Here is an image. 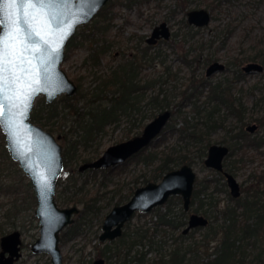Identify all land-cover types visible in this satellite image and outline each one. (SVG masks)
I'll return each instance as SVG.
<instances>
[{
    "label": "rangeland",
    "instance_id": "1",
    "mask_svg": "<svg viewBox=\"0 0 264 264\" xmlns=\"http://www.w3.org/2000/svg\"><path fill=\"white\" fill-rule=\"evenodd\" d=\"M198 7L209 9L213 18L209 24L203 27L186 26L182 20L185 17V21H187L186 11ZM114 13L113 21L107 31L101 33L95 27L102 24L101 21L97 22V20L93 23L97 16L85 24L78 25L75 30L76 35L73 43L76 45L68 49L61 67L78 85V89L80 88L83 92L91 90L100 80L99 74L105 72L110 63L114 64L120 61L129 51H134L137 46L144 45L145 36L152 27L162 20L167 21L172 31H176L177 35H172L169 40L158 42L155 48L160 47L161 51L151 62L152 66L149 67L147 62V66L143 69V73L149 76L163 75L161 78L164 80L155 82L151 92L154 93L160 87L165 88L171 101V107H175L183 99V95L192 89V87L186 88L187 84L193 80L191 77L195 79L194 84L197 85L201 79L205 78V68L210 61L215 58L224 62L226 68L223 71L207 77L209 82L219 83V87L224 88L225 98H229L228 104L219 103L218 105L219 110L214 115L217 124L208 135L209 145L211 143L227 144L232 140L234 141L238 133V137L241 135L262 137L256 147L244 143L242 149L231 155L230 159H235L233 170L239 183L246 184L254 178L258 179V183L263 182L264 70L245 73L241 67L251 60L264 65V60H260L262 59L260 52L264 48V0H230V2L220 3V6L216 0H138L127 5L118 4ZM106 40H113V42L110 44L111 46L109 45L110 48L107 47L103 51L99 62L96 63L92 59H88L93 47L105 43ZM255 55L258 57L252 59L251 56ZM183 56L193 61L187 64L182 60ZM208 88L209 86L206 84L202 88V92L197 95L198 104L204 103L207 99ZM62 94L64 93L57 95L56 99L54 98L55 102L57 101L55 107L48 111L44 107L43 115L50 114V116L48 119L43 118L46 124L42 125L47 130L52 128L49 131L60 142L59 136L62 134H66L67 139L80 136L81 131L72 128L76 125L73 107L76 105L80 111L88 109V107L83 106L84 100H79L80 98H77L78 102H76L77 99L73 100V107L69 106L67 102L61 100ZM44 98V95H38L34 104L39 99ZM214 103L213 100L205 102L201 106L202 111L199 114H194L192 111L188 112V118L192 121L197 120V127H202L203 123L200 121L205 119V111L209 110ZM180 106L183 111L191 110V104L185 99ZM142 107L145 109L141 114H138L139 119L131 128L128 136L129 124L122 120L118 125H110L105 131L96 134L87 144H79L77 153L75 152V156L67 164L68 171L58 180L55 199L60 206L76 204L81 208V203H73L74 200L81 197L83 202L88 201L94 207L83 218L84 223L81 232L69 240L60 242L64 264H83V262L86 263L98 256V234L101 231L105 213L117 204L116 202L120 204L126 201L137 186L150 180L145 181L152 173L157 161L151 164L131 161L127 168L114 172L105 180H102L100 172L94 173L89 169L78 170V166L85 159H93L99 156L107 146L141 132L149 120L165 109L147 107L146 105ZM170 110L172 111V108ZM140 123L142 126H139ZM251 123L257 124V128L252 132L246 130V126ZM177 125H182V122L178 121ZM168 143H174L183 151H189L190 164L195 169L198 179L211 176L210 168L203 163L206 155L204 154L201 158L197 153L195 144L185 145L184 141L175 138L174 135L168 138ZM4 146L6 147L5 137L0 128V156H2L1 152ZM179 165L175 164L174 166L178 167ZM7 172L6 170L5 173ZM17 177L13 173L9 176L0 173V236L12 229H19L22 232V255L16 264H51L49 253H35L30 249V244L39 235L38 218L34 212L36 198L35 201H32L28 196H24L21 189L17 193L12 192L11 189L2 188L8 183L18 182ZM226 188L228 189L227 186ZM213 195L217 199L216 207L219 209L234 202L229 197L225 187L217 188ZM96 205H98L97 209L95 208ZM179 205L182 203L172 202L173 209L177 212H179ZM163 209L164 207L161 210ZM213 214L214 219L212 221L217 217L215 211ZM152 215V211L147 212V214L136 213L125 227L126 230L130 231L132 227L142 223L151 224ZM154 217L153 219H155ZM152 229L153 227L150 228V231ZM205 230V228H200L189 236L200 239ZM178 232L179 230L173 231V234ZM160 236L161 234L156 235V237ZM217 238H219L218 233L211 235L207 243L201 240L199 246L202 249H209ZM172 240L171 235H168L167 243L163 246L166 251L169 250V243ZM188 240V238L185 239L186 242ZM148 247L152 249L147 244L142 246L143 249ZM248 251L250 253L243 261L244 264H263L253 257L250 248ZM155 254L156 250H151L147 255L152 258Z\"/></svg>",
    "mask_w": 264,
    "mask_h": 264
},
{
    "label": "water",
    "instance_id": "2",
    "mask_svg": "<svg viewBox=\"0 0 264 264\" xmlns=\"http://www.w3.org/2000/svg\"><path fill=\"white\" fill-rule=\"evenodd\" d=\"M108 0H46L44 9L29 8L34 0H0V128L5 137L6 148L31 180L36 195L35 215L39 222V236L31 244L33 252H48L52 264H63L58 244L59 232L71 223V216L79 209L76 205L60 207L55 200L57 179L63 169L62 145L54 134L31 120V110L36 97L44 95L50 102L57 95H73L77 84L61 67L65 46L80 24L90 21ZM188 21L205 25L210 21L206 8L188 11ZM159 36L168 37L165 22L156 26L148 42H155ZM223 68L215 61L207 73ZM246 71L262 69L257 62H248ZM31 99L26 104V97ZM172 112L166 108L158 112L142 128L141 132L107 146L95 159L78 166L103 168L114 166L148 146L170 119ZM256 124L248 126L252 131ZM228 147L212 144L204 162L207 166L222 169V158ZM195 171L183 163L166 171L159 181H148L135 189L124 203L113 206L103 220L101 241L121 234V228L135 211H150L167 201L170 195L180 194L183 208H189ZM227 183L234 196L240 194L236 178L226 172ZM208 219L192 213L186 232L191 227L206 224ZM20 232L15 229L0 239V264H13L20 256ZM9 254L6 255L5 252ZM98 257L88 264H103Z\"/></svg>",
    "mask_w": 264,
    "mask_h": 264
},
{
    "label": "trees",
    "instance_id": "3",
    "mask_svg": "<svg viewBox=\"0 0 264 264\" xmlns=\"http://www.w3.org/2000/svg\"><path fill=\"white\" fill-rule=\"evenodd\" d=\"M218 1L221 2L223 0ZM226 1L230 2V0ZM97 14L99 16L103 15L104 18L107 14V9L105 7L101 8ZM109 19L110 16L106 20L105 25H96L95 27L100 32L102 27L106 30L109 26ZM75 35L76 31L65 46V56L67 51H69L68 49L76 45L73 43ZM102 49L100 45L93 47L92 52L88 55V59L98 61L103 52ZM257 55L251 56V58L254 59L258 57ZM260 56H262L260 60L263 61L264 48L260 52ZM128 59L129 63L114 68L108 76L99 74L100 80L91 90L83 92L79 88L72 96L62 94L60 97L69 106H72L74 99L80 98L79 100H84L83 106L88 107L87 110L80 111L76 105L74 107L72 106L75 110L74 120L76 121L75 127L72 128L79 129L81 131L80 136L73 139H67L65 137L66 134L59 136L64 158V168L59 176L60 179L68 171V168H66L67 164L77 153L79 144H87L96 134L105 131L110 125H118L122 120H125L129 124L128 136L131 128L135 126L136 121L139 119L138 114H141L145 109L142 107L145 98V88L147 86L150 87L157 81L164 80L161 78L163 75H157V77L148 78L143 81L137 72L138 65L135 63L136 59L133 57H129ZM148 59L149 57H147ZM191 96V94H184L183 99L175 107H171L168 93H166L165 88L160 87L148 97L144 105L159 109L172 108V116L161 132L151 140L148 146L142 148L128 160L116 166L115 169L91 168L89 170L94 173L100 172L102 174V180H105L114 172L127 168V165L131 161H135L136 163H141L142 161L148 164L157 161V164L152 169V173L145 181L147 179L158 180L166 171L174 168L175 164H182L188 160V150L183 151L176 147L174 143H168V138L171 135L184 141L185 145L195 144L197 153L202 158L209 144L208 134L212 128H215L210 127L212 124L215 125V121L212 118L214 108L205 115L208 121L212 119L209 127H197L196 123H191L188 118V112L181 110L180 106L184 99H188L192 102L193 113H199L201 108ZM209 96L211 99H215L217 103L223 100L222 93L216 89L212 90ZM55 99L50 102H47L45 98L39 99L31 110V120L45 125L46 123L43 118L48 119L50 114L44 116V110L47 108L46 110L48 111L55 107L57 103ZM78 99L76 102L79 101ZM178 121H181L182 125H177ZM139 126H142V123ZM261 138L249 136H242V140L237 138V140L231 143L230 153L233 154L237 150H241L244 143L248 146L256 147ZM1 154L0 173H3L5 176H9L11 173L18 176V182L8 183L2 188L6 190L11 189L12 192L17 193L21 189L24 196H28L32 201H35L36 196L29 177L18 166L17 161L10 156L5 146ZM233 161H230V164ZM229 169L231 168L229 167ZM6 170L8 171L7 173H5ZM209 172L211 174L210 177L197 180L191 205L195 211H202L207 216L213 217V219V212L215 211L216 216L219 218L215 217L213 222L210 221L204 227L206 230L200 239L182 233L181 227L185 224L186 213L182 205L178 207L179 212L175 211L172 206L173 201L181 204L182 199L180 195H171L162 204L163 206L158 205L151 210L152 214L156 216L153 220V230L151 232L148 231V226L144 227L140 224L117 239L107 241L103 245L98 243L99 248H97V253L106 257L105 264H244L243 261L250 253L248 248L252 251L253 257L264 264V184L262 185L264 181L258 183L257 178L250 180L247 186L243 188L244 192L240 197H230L234 200L232 204H227L225 207L217 209L214 208L213 190L225 186V181L220 180L223 178L221 173L212 169ZM79 198L74 200L73 203H81V211L75 221L62 231V241L69 240L79 234L84 223L83 218H85V215L90 209H94L88 201L83 202L81 197ZM206 205L208 207H205ZM163 207L164 209L161 210ZM139 214L147 213L140 211ZM178 230L179 232L177 234H173V231ZM170 232L172 233L173 240L169 243V250L166 251L163 246L166 245V236ZM216 233L219 234V238L215 240L212 247L202 249L199 246L201 240L207 243L209 237ZM157 234H161V236L156 237ZM187 238L189 240L186 242L185 239ZM145 244L149 245L152 249L149 247L143 249L142 246ZM151 250H156V254L152 258L147 255Z\"/></svg>",
    "mask_w": 264,
    "mask_h": 264
},
{
    "label": "flooded vegetation",
    "instance_id": "4",
    "mask_svg": "<svg viewBox=\"0 0 264 264\" xmlns=\"http://www.w3.org/2000/svg\"><path fill=\"white\" fill-rule=\"evenodd\" d=\"M135 1H138V0H112V3H111V0H108L101 8H106L107 9V14L104 16V18H103V15L102 16H99L97 13H96V15H94V17L95 16H97V17H93L94 18V21H93V23L97 20V22L98 21H101L102 22V24H103V22H105L108 18H109V16H110V19H109V26L111 25V23H112V21H113V16H114V11H115V7L118 5V4H130V3H132V2H135ZM217 1V4L220 6V3H223L224 1H226V0H223V1H221V2H219L218 0H216ZM198 8H202V7H198ZM203 8H205V7H203ZM192 9H195V8H192ZM207 9V8H206ZM190 10V9H189ZM189 10H187L186 11V19H187V21H185V17H183V22H184V24H186V26H189V27H192V25H194V26H196V27H203V26H205V25H207V24H209V22L211 21V19L213 18V14L211 13V11L209 10V9H207L208 11H209V13H210V21L207 23V24H205V25H202V26H197V25H195V24H193V23H189V21H188V11ZM162 22H165L166 23V26L168 27V30H169V36L166 38V37H163V36H159L158 38H156V41L155 42H148L147 41V38L148 37H150L151 36V34H152V31H153V29L156 27V26H158V25H160ZM101 24V25H102ZM189 24H191V25H189ZM103 25H105V23L103 24ZM108 26V27H109ZM108 30V28L105 30V28L104 27H102L101 28V33L102 32H104V31H107ZM172 35H177V32L176 31H172V29L170 28V26H169V24H168V22L167 21H165V20H162V21H160L159 23H157V24H155L153 27H152V29H151V31L145 36V44L144 45H140V46H137L136 47V50H134V51H129V53L128 54H126L120 61H118V62H116V63H114V64H109L108 65V69L105 71V72H103V73H100V74H104V76H108V74H110V72H112V70L114 69V68H116V67H121V66H124L125 64H127V63H129L128 62V58L129 57H133V58H135L136 59V61H135V63L138 65L137 67V72H138V75L140 76V77H142V80L144 81V80H146V79H148V78H152V76L153 77H157V76H155V75H146V74H144L143 73V69L145 68V66H147V64H148V66L150 67V66H152V64H151V62L153 61V59L155 58V57H157L158 55V53H159V51H161V48L160 47H157V48H155V46H156V44L158 43V42H160L161 40H163V41H165V40H169L170 38H171V36ZM112 42H113V40H106V42L105 43H102V44H100V46H101V48H103L102 50L104 51L107 47H109L110 48V44H112ZM110 45V46H109ZM97 46H99V45H97ZM96 46V47H97ZM103 54V52L101 53V55ZM101 57V56H100ZM147 57H149V59L147 60ZM208 59H210V58H208ZM182 60L184 61V62H186L187 64H189V63H191L193 60L192 59H186V57L185 56H183L182 57ZM215 61H218V63H221V64H223V68H221V69H218V70H214L213 72H211V73H207V69H208V67H209V65L211 64V63H213V62H215ZM93 62H99V60L98 61H93ZM148 62V63H147ZM248 62H257V61H255V60H251V61H248ZM248 62H246L244 65H246ZM147 63V64H146ZM257 63H259V64H261V66H262V69H260V70H258V69H252L251 71H246L243 67H244V65L241 67V69H242V71L243 72H245V73H253V72H261V71H263L264 70V65L262 64V63H260V62H257ZM149 64H151V65H149ZM226 68V64L224 63V62H222L221 60H218V59H213L212 61H210L208 64H207V66H206V68H205V78H203V79H201L200 80V82L196 85V84H194V78L193 77H191V79H193V80H191V82L190 83H188L187 84V87L186 88H191L192 87V89L188 92V93H185V94H191L192 96H191V98L192 99H194V100H196L197 101V95L199 94V93H201L202 92V88L203 87H205L206 86V84H208V86H209V88H208V93H207V99L204 101V103L205 102H209V100H213V101H215V103L214 104H212V106H211V108L209 109V110H207V111H205V113H204V120L203 121H200L201 123H203V126L202 127H204V126H207V127H209V124L210 123H212V119L210 120V121H208L207 120V116H205L206 115V113H208V111H211L213 108H214V111H213V115H212V118H213V120L215 121V125H211L210 127H215L216 126V119L214 118V115H215V113L219 110V103H224V104H228L229 103V98L227 99V98H225V94H224V88L223 87H219V83H216V84H214V83H211V82H209L207 79V77L208 76H211V75H213L214 73H217V72H220V71H223L224 69ZM139 70V71H138ZM168 73V72H167ZM146 83V82H145ZM96 85V84H95ZM94 85V86H95ZM154 85H151L150 87H146L145 88V100H143V104L146 102V100L148 99V97L151 95V94H153V92H151V89H152V87H153ZM198 86H200V88H198ZM220 88H222V89H220ZM147 89V90H146ZM214 89H216V90H218V91H220L221 93H222V96H223V100H222V102H216V100L215 99H211L210 98V93H211V91L212 90H214ZM77 90H78V85H77ZM76 90V91H77ZM76 93V92H75ZM155 93V92H154ZM185 97V96H184ZM188 103H190L191 104V110L190 111H187V112H191L192 111V102L190 101V100H188V99H185ZM204 103H202V104H199V107L201 108V106L204 104ZM197 104H198V102H197ZM143 106H145V105H143ZM166 109V108H165ZM168 109H171V108H168ZM202 110L200 109V111H199V113L201 112ZM172 112V111H171ZM193 112V111H192ZM199 113H196V114H199ZM195 114V113H194ZM172 116V115H171ZM207 120V121H206ZM191 121V123H198V121L196 120V121H192V120H190ZM252 124H256V123H251V124H248L247 126H246V130L247 131H250V130H248V126H250V125H252ZM256 128H257V124H256ZM255 128V129H256ZM213 129V128H212ZM254 129V130H255ZM254 130H252V131H254ZM252 131H250V132H252ZM209 135V134H208ZM239 136V133H238V135L236 134V138L234 139V141L235 140H237V137ZM242 136V135H241ZM238 137V138H242V137ZM209 138V137H208ZM233 141V140H232ZM232 141H230V142H228L227 144H224V143H211L210 145H212V144H221V145H226L227 147H228V152L223 156V158H222V169H216V168H214V167H212V166H207L206 164H205V162H204V160H205V158L207 157V154H208V148H209V146H207V150H206V153H205V158L203 159V163H204V165L206 166V167H208V168H210V169H212V170H214V171H216V172H218V173H221L222 175H223V178H221L223 181H225V186H223V187H225V189H226V191L228 192V195H229V197H231V198H238V197H240L242 194H243V188L245 187V186H247V184L248 183H246V184H241V183H239L238 182V180H237V178H236V176L234 175V170H233V165H234V161H233V159H230V156L231 155H233V154H236L239 150H237L235 153H233V154H231L230 153V150H231V143H232ZM210 142V141H209ZM187 155H188V160L186 161V162H183V163H187V164H189V165H191L190 164V158H189V152L187 151ZM136 154V153H135ZM134 155V154H133ZM132 155V156H133ZM98 157V156H97ZM97 157H95V158H97ZM131 157V156H130ZM129 157V158H130ZM95 158H93V159H95ZM128 158V159H129ZM93 159H85L84 160V162H88V161H91V160H93ZM128 159H126V160H128ZM125 160V161H126ZM235 160V159H234ZM125 161H123V162H125ZM230 161H233L232 162V164H230ZM64 162V161H63ZM84 162H82V163H84ZM123 162H121V163H119V164H116V165H114V166H108V167H103V168H113V169H115L116 168V166H118V165H120V164H122ZM81 163V164H82ZM182 163V164H183ZM181 165V164H180ZM179 165V166H180ZM178 166V167H179ZM192 166V165H191ZM228 167V168H227ZM229 167L231 168V169H229ZM101 168V167H100ZM100 168H95V169H100ZM174 168H177V167H174ZM193 168V167H192ZM87 169H91V167H87V168H85L84 170H87ZM112 169V170H113ZM173 169V168H172ZM209 169V170H210ZM79 170V169H78ZM84 170H80V171H84ZM193 170L195 171V169L193 168ZM226 172H228V173H231L235 178H236V180H237V182L239 183V186H240V194L239 195H237V196H234L232 193H231V190H230V186L228 185V183H227V178H226ZM195 173H196V171H195ZM61 175V174H60ZM220 175V174H219ZM59 178V177H58ZM198 176H197V173H196V175H195V180H194V184H193V190H192V194H191V199H192V195H193V193H194V190H195V188H196V183H197V180H198ZM161 179V178H160ZM159 179V180H160ZM220 179V180H221ZM58 180V179H57ZM158 180V181H159ZM148 181H152V180H148ZM147 181V182H148ZM146 182V183H147ZM32 184V183H31ZM57 184H58V182L56 183V187H57ZM144 185V184H143ZM141 186V185H140ZM226 186L228 187V189L226 188ZM33 187V186H32ZM139 186H137L136 188H138ZM135 188V189H136ZM135 189H134V191H135ZM216 189L217 188H215L214 190H213V192H215L216 191ZM33 191H34V189H33ZM134 191H133V193H134ZM55 193H56V189H55ZM133 193H132V195H133ZM35 194V193H34ZM131 195V196H132ZM173 195H180V194H173ZM36 196V195H35ZM130 196V197H131ZM171 196V195H170ZM169 196V197H170ZM181 196V195H180ZM55 197V196H54ZM129 197V198H130ZM213 197H214V201H215V203H214V207L215 208H217L216 207V202H217V199L215 198V196L213 195ZM128 198V199H129ZM127 199V200H128ZM169 199V198H168ZM167 199V200H168ZM181 199H182V197H181ZM56 200V199H55ZM126 200V201H127ZM233 200V199H232ZM126 201H124V202H126ZM234 201V200H233ZM57 202V201H56ZM123 202V203H124ZM117 204H119V202H116ZM58 204V203H57ZM117 204H115V205H117ZM121 204V203H120ZM59 205V204H58ZM73 205H76V204H73ZM115 205H113V206H115ZM60 206V205H59ZM69 206H71V205H69ZM77 207H78V205H76ZM112 206V207H113ZM182 206H183V200H182ZM60 207H66V206H60ZM111 207V208H112ZM155 207H157V206H155ZM154 207V208H155ZM205 207H208L207 205L205 206ZM96 208H98V205H96ZM110 208V209H111ZM154 208H152V209H154ZM78 211L77 212H75V213H73L71 216L74 218V220L71 222V223H68L67 225H65L64 227H63V229L59 232V241H58V244H59V247H60V242H62V239H61V233H62V231L68 226V225H70V224H72L74 221H75V219H76V217L79 215V213H80V211H81V208H79L78 207ZM110 209L105 213V215H104V218H105V216H106V214L110 211ZM151 209V210H152ZM214 209V208H213ZM217 209H219V208H217ZM91 210V209H90ZM89 210V211H90ZM151 210L150 211H147V212H151ZM183 210L185 211V213H186V219H185V224L181 227V230H182V233L184 234V235H187V236H189L191 233H193V232H195L196 230H199L200 228H204L206 225H208V223L210 222V221H212L213 220V217H209V216H207L204 212H202V211H195L194 210V208H193V206L191 205V200H190V204H189V208L187 209V210H185L184 208H183ZM141 210H137V211H135L134 213H133V215L127 220V221H125L124 222V224L122 225V228H121V234L120 235H118V236H116V237H114V238H111V239H105L104 241H101L100 240V238H99V236H100V234H101V232L103 231V227H102V224H103V221H102V224H101V231H100V233L98 234V238H99V243L101 244V245H103L104 243H106L107 241H111V240H114V239H117L118 237H121L124 233H126L127 232V230H126V226L128 225V223L130 222V220L134 217V215L136 214V213H139ZM141 212H144V211H141ZM146 212V213H147ZM192 213H195V214H199V215H203V216H205L207 219H208V221H207V223L206 224H204V225H197V226H194V227H191L189 230H187L186 232H183V229L187 226V224H188V220H189V217H190V215L192 214ZM75 214H77L76 215V217H74V215ZM153 216H155L154 214L151 216V219H152V222H151V224H144V223H142V225L144 226V227H146V226H148V231L149 232H151L150 231V228L151 227H153ZM37 217V216H36ZM156 217V216H155ZM154 217V218H155ZM104 218H103V220H104ZM213 222V221H212ZM39 223V222H38ZM140 225V224H139ZM135 226H137V225H135ZM134 226V227H135ZM39 228H40V226H39ZM133 228V227H132ZM131 228V229H132ZM13 230H15V229H12L11 231H13ZM17 230H19V229H17ZM131 231V230H130ZM129 231V232H130ZM10 231H8V232H6V233H4V234H2L1 236H0V239H1V237L3 236V235H5V234H7V233H9ZM19 232H20V238H21V242L19 243V251H20V256L17 258V259H15L14 260V262H13V264H16V262L20 259V257H21V255H22V243H23V241H22V232L19 230ZM168 235H172V233L170 232V233H167V236ZM39 236V235H38ZM37 236V237H38ZM167 236H166V238H167ZM36 237V238H37ZM186 237V236H185ZM171 238H172V236H171ZM197 239V238H196ZM36 240V239H35ZM34 240V241H35ZM33 241V242H34ZM32 242V243H33ZM31 243V244H32ZM31 244H30V249H31ZM140 247V246H139ZM0 250H1V245H0ZM60 250H61V248H60ZM32 251V250H31ZM33 252V251H32ZM35 253H41V252H35ZM48 253V252H47ZM62 253V252H61ZM5 254L6 255H8L9 254V252L8 251H6L5 252ZM98 257H102L103 259H104V263L103 264H105L106 263V257L105 256H103V255H98V256H95L92 260H89V261H87L86 263H84V264H88V263H91V262H93V260L94 259H96V258H98ZM62 262H63V255H62ZM50 263H51V261H50ZM52 264V263H51ZM64 264V263H63Z\"/></svg>",
    "mask_w": 264,
    "mask_h": 264
},
{
    "label": "snow or ice",
    "instance_id": "5",
    "mask_svg": "<svg viewBox=\"0 0 264 264\" xmlns=\"http://www.w3.org/2000/svg\"><path fill=\"white\" fill-rule=\"evenodd\" d=\"M49 5L48 3L46 2V0H34L33 3H28L27 7L29 8H40V9H44V8H47ZM31 99V94H29L27 97H26V104L27 102Z\"/></svg>",
    "mask_w": 264,
    "mask_h": 264
}]
</instances>
